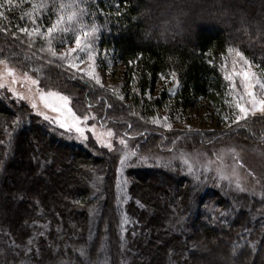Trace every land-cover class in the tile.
<instances>
[{
    "label": "trees",
    "instance_id": "obj_1",
    "mask_svg": "<svg viewBox=\"0 0 264 264\" xmlns=\"http://www.w3.org/2000/svg\"><path fill=\"white\" fill-rule=\"evenodd\" d=\"M191 1L177 0L169 7L168 0H83L85 23L99 28L97 62L123 68L129 86L126 107L113 92L62 70L42 53L47 48L42 37L18 30L33 26L25 14L41 2L47 7L35 11L36 22L42 29L50 25L56 0H0L5 14L0 18V61L36 74L47 89L76 87L85 115L98 112L101 124L127 129L132 122L138 136L150 137L146 147L138 148L143 154L160 146V135L150 131L157 130L152 120L163 111L175 119L203 101L228 109L232 96L223 65L229 49L243 52L264 70V0H254L257 8L244 0H205L213 4L211 13L205 3ZM156 2L160 6L151 4ZM218 11L222 23L210 19ZM67 40L73 43L66 35ZM54 43L62 49L59 36ZM258 118L248 121L251 128L238 124L222 133L167 131L164 138L175 140L163 138L162 143L169 148L172 142L193 139L220 145L243 143L244 137L264 142V122ZM68 137L0 91V264H167L170 259L176 264H264V213L252 217L253 203L262 199L213 187L200 193L192 207L187 177L131 168L126 175L132 201L124 208L118 200V156L100 148L95 153ZM94 177L101 179L100 189L92 185ZM157 178L173 192L158 187ZM127 211L135 224L130 235L137 233L130 251L122 247ZM182 221L185 231L178 230Z\"/></svg>",
    "mask_w": 264,
    "mask_h": 264
},
{
    "label": "rangeland",
    "instance_id": "obj_2",
    "mask_svg": "<svg viewBox=\"0 0 264 264\" xmlns=\"http://www.w3.org/2000/svg\"><path fill=\"white\" fill-rule=\"evenodd\" d=\"M229 3H233L232 0H227ZM251 8H257L254 0H244ZM194 5H203L206 4L208 8L207 12L211 13L213 4L211 1L205 0H192ZM243 0H239L240 4L244 3ZM153 6H160L159 3H151ZM177 0H168L167 5H177ZM170 7V6H169ZM204 7V8H206ZM217 7V5H215ZM34 13V17H36ZM219 16L214 17L210 15V19L215 20L218 23H222L224 15L217 13ZM264 12L262 13V16ZM232 25H235V21H231ZM98 38V32L96 34V39ZM39 42V41H37ZM55 43L53 44V46ZM60 48V53L66 51L69 47H75L74 43L68 44V40L64 43L57 44ZM96 57H95V71L98 73L101 84H97L93 79L87 75V71L91 70L92 64L86 58L83 59V62H79V69L70 67L68 61L62 60L58 57H53L51 53L47 51V48L44 49L42 53L50 56L52 59L58 62L62 70L73 71L78 77H82L84 80L89 81L95 87L98 86L100 89H107L108 91L113 92L115 89L119 95H123L124 99H119V95H116V101L121 104L123 107L127 106L129 86L126 85V80L123 75V68L118 67L117 65H108L105 64L103 67L102 63L97 62V43L95 41ZM236 61V64H233V61ZM77 60H73V63H77ZM225 65L227 66L225 68ZM14 67V66H13ZM7 63L0 61V91L7 92L13 99L19 103L28 105L33 109V112L45 121L52 124L53 126L60 128L67 133L68 139L78 145L91 147L95 153V148L104 149L110 152L114 156L119 158V167H118V200L122 207L126 208V204L132 201V198L129 195V186L130 183L127 179V171L131 168H155V169H165L174 173H180V175L187 177L190 180L191 188V206L195 207L198 200V195L203 194L206 190L210 188L221 189L224 193L245 196L248 195L251 198L262 199L261 203H253V206L256 207V211L253 218L257 217L256 214L263 215L264 213V174L261 173L264 171V142L254 137L251 141L248 138H242V142L231 140L225 144H207L204 141L196 140H183L181 144L173 143L171 147L166 148L167 145L162 143V140L167 133H186V132H207L210 134L222 133L233 131V125L246 126L251 128V125H248V121L252 117H259L260 121L264 122V114L257 112L254 116L249 115L248 118L244 121H240L238 124L232 123V119L236 113V109L229 104L227 110H217L209 102L203 101L197 107L188 109L182 112L177 118H171L167 111H163L158 115L160 123H153L157 125L156 131H150L156 135H160L159 145H157V150H147L144 153H138L139 149L142 146H147L148 143L144 144L145 141L149 140L150 137L138 136V129L131 122V127L124 128L123 126H116L115 124L107 125L98 120L100 114L95 111H91L89 115H85L84 110L80 105V95H78L77 88H65L61 87L47 89L43 84H41L37 75L32 73H24L19 70L17 67L13 68ZM235 67L236 70H241L244 68V65L239 58L234 55L232 52H228V55L225 59L223 65V73H231ZM66 68V69H65ZM8 69L14 70V75L8 73ZM251 70L256 71L257 74H260L262 71L255 64H251ZM67 72V70H66ZM26 77H31L32 80L38 81L37 84H32L31 80ZM230 84V82L226 79ZM77 86V84H74ZM80 86V85H78ZM239 87V84H238ZM97 88V87H96ZM59 93L69 98V104L67 108H70L77 117H80V120L77 122L78 126L84 129L83 134L76 131L75 127L71 129L61 127V122L65 121L68 124L73 123V118L67 112L65 108L62 112L54 111L52 108L46 107L44 101L40 98L41 95L47 93ZM114 93V92H113ZM33 104L37 106L34 108ZM41 112L44 115H41ZM45 116L48 118L46 119ZM129 116V115H128ZM134 117V115H130ZM129 116V117H130ZM228 116L229 119L225 120L224 117ZM87 117V119H85ZM155 117V118H156ZM167 117V121H164L163 118ZM263 117V118H261ZM146 124V123H143ZM166 124H171V128L166 127ZM245 124V125H244ZM114 133V135L109 136V132ZM170 136V135H169ZM124 140L125 143L121 144L120 141ZM165 141L175 140L174 138H164ZM34 141V140H33ZM180 142V141H179ZM111 144V147L108 144ZM94 147V148H93ZM163 150V151H161ZM166 150V151H165ZM123 161V163H122ZM48 181V176L45 173H42ZM158 187H163L171 192L173 188L167 186L165 181L162 178H157ZM147 186L149 183H146ZM97 189L101 187V179L99 177H94L93 184ZM152 186V185H150ZM34 198V197H33ZM251 204V203H250ZM141 207L139 204H137ZM250 206V205H249ZM251 207V206H250ZM253 207V208H254ZM249 208V207H247ZM92 223H94L95 213L90 212ZM165 215V214H162ZM256 215V216H255ZM169 214L165 215L166 220L170 219ZM94 218V219H93ZM183 222L179 224L178 230L185 231V225ZM124 226V238L122 241L123 250L130 251L131 247H136V242L134 239L135 234L130 235L132 232L133 224L131 216L127 211L126 220L123 219ZM187 226L189 221H186ZM136 241H139L137 239ZM130 247V248H129ZM133 253V251H131ZM130 257L127 258V263L131 262ZM126 263V262H125ZM167 264H176L174 260H169ZM230 264V263H228Z\"/></svg>",
    "mask_w": 264,
    "mask_h": 264
},
{
    "label": "snow or ice",
    "instance_id": "obj_3",
    "mask_svg": "<svg viewBox=\"0 0 264 264\" xmlns=\"http://www.w3.org/2000/svg\"><path fill=\"white\" fill-rule=\"evenodd\" d=\"M13 2L14 0H7L8 4H12ZM82 2L83 0H56V3L53 5V7L57 9L56 13H54L55 20L44 29L36 22L34 13L37 9L47 7V5L42 2L34 4L32 5V11L25 14L27 17L31 18L33 26L31 28L28 26L21 27L18 30L29 37H42L47 44V51L51 53L53 57L59 56L60 59L68 61L70 67L80 70L79 62H83V59L86 58L92 64V68L87 71V75L97 84H101V79L95 71L96 49L94 46L99 28L94 23H85L84 17L86 9L82 7ZM0 7H4V5L0 4ZM4 15V12L0 11V18H4ZM66 35L71 38V42L75 44V47H69L63 53H57L53 46L54 41L57 36H59L60 43L63 44ZM41 50L43 51L44 49L42 48ZM229 51L234 53L244 65V68L239 71L233 67L231 73H225V79L230 82L229 89L232 96V100L228 101V103L236 109L232 123L238 124L240 121L246 120L249 115L254 116L257 112L264 114V71L257 74L256 71L251 70L252 61H250L243 52L236 49H229ZM73 60H77L78 62L73 63ZM233 64H236L235 60ZM226 67L225 65V68ZM8 73L14 75V70L8 69ZM171 76L173 81L178 84L179 82L176 80L175 73H172ZM26 78L31 80L32 84L38 83V81L32 80L31 77ZM113 92L119 95L115 89H113ZM40 98L44 101L46 107L52 108L54 111L58 112H62L67 108L70 102L67 96L55 92L43 94ZM119 99L123 100V95H119ZM36 106V104H33L34 108ZM67 112L72 116L73 123L68 124L62 121L61 127L69 129L75 127L77 132L83 134L84 129L79 127L77 123L80 117H77L70 108H67ZM41 115H44V113L41 112ZM45 118L47 119L48 117L45 116ZM85 119H87V117H85ZM167 119V117L163 118L164 121H167ZM224 119L228 120L229 117L225 116ZM152 122L160 123V119L158 117L153 118ZM165 126L171 128V124H166ZM108 135L112 136L114 133L110 131ZM120 143L124 144L125 141L122 139ZM108 146L111 147V144L109 143Z\"/></svg>",
    "mask_w": 264,
    "mask_h": 264
}]
</instances>
